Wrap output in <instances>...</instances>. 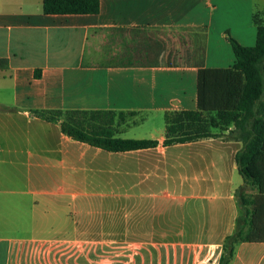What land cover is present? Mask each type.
I'll return each instance as SVG.
<instances>
[{
  "label": "crops",
  "instance_id": "crops-1",
  "mask_svg": "<svg viewBox=\"0 0 264 264\" xmlns=\"http://www.w3.org/2000/svg\"><path fill=\"white\" fill-rule=\"evenodd\" d=\"M98 1L97 15L54 16L42 13V0H0V193L17 195L21 201L22 195L31 198L28 203L0 199V264H216L238 216L234 192L242 180L233 176L239 143L203 139L136 151H173L180 166L175 189L189 192L184 200H196V192L212 190L217 202L182 207L173 237L152 228L142 238H121L113 229H103L107 221L102 211H97L98 217L94 213V223L87 228V208L80 200L86 195L80 190L87 177L86 148L99 149L67 138L58 123L41 120L31 111H112L133 119L142 115V121L157 123L160 135L151 139L161 143L165 114L196 111L198 66L233 65L226 34L241 46H254L252 16L263 11L264 0ZM131 28L168 30L164 32L173 42L182 37L184 45L169 49L165 38H154L155 44L166 43L161 64H150L151 50L144 66L138 64L145 59L143 52L142 59H132L131 67L92 62L102 31ZM244 38L249 44L243 43ZM171 56L177 61L169 63L177 67H163ZM51 134L58 139L53 142ZM24 161L36 169L34 174L16 173ZM192 161L200 165L189 176L186 169L182 172V163L192 168ZM5 165L13 169L7 172ZM29 175L51 180L58 175L68 189L60 186L34 193L4 187L5 181L14 183L23 177L29 184ZM245 193L253 195L255 190L247 188ZM36 194L46 201H36ZM62 196L70 203L62 205ZM52 199L61 202L59 208ZM56 207L68 221L57 229L52 222ZM207 215L210 226L198 220ZM108 222L113 224L112 219ZM8 228L24 235H13ZM230 264H264V242L239 243Z\"/></svg>",
  "mask_w": 264,
  "mask_h": 264
},
{
  "label": "trees",
  "instance_id": "trees-1",
  "mask_svg": "<svg viewBox=\"0 0 264 264\" xmlns=\"http://www.w3.org/2000/svg\"><path fill=\"white\" fill-rule=\"evenodd\" d=\"M98 0H42L44 15H97ZM252 22L256 27L255 44L239 45L229 35L234 63L229 68H205L198 66L196 73V111H182L164 115L165 133L161 143L154 139H124L114 134L115 121L123 120V113L112 111H31L32 115L50 123H58L60 132L67 138L108 153H130L168 147L175 144L215 139L218 135L210 128L227 131L226 141L240 143L234 155L237 174L242 185L234 192L238 216L232 234L226 236L216 264H230L239 243L264 242V10L254 13ZM118 32L168 30L131 28L113 29ZM165 39L168 45H177ZM184 45L183 38L180 37ZM164 41V42H165ZM157 43V44H162ZM145 59L151 47L143 45ZM179 55L180 50L176 49ZM132 59L115 67L134 66ZM163 67H177L166 62ZM39 77V72L35 73ZM229 129V130H228ZM255 190L248 195L245 189ZM211 264V263H207Z\"/></svg>",
  "mask_w": 264,
  "mask_h": 264
},
{
  "label": "rangeland",
  "instance_id": "rangeland-1",
  "mask_svg": "<svg viewBox=\"0 0 264 264\" xmlns=\"http://www.w3.org/2000/svg\"><path fill=\"white\" fill-rule=\"evenodd\" d=\"M262 7L264 10V2ZM157 36H161L162 39H167L166 34L162 32L140 31L134 33L128 31L118 32L113 29L102 31L98 36L99 41L95 43L97 44V48L95 49V58L92 62L98 65L110 66L126 62L127 59H142L143 53L140 48L143 45L150 47L152 45L154 48L151 49L150 64L164 63L165 59L161 58V56L166 47V43L156 45L157 43L155 44L154 40L157 39L154 38ZM169 40L172 39L169 38ZM244 42L249 44L246 38L243 39ZM180 44L181 41L179 40L177 44L179 48ZM167 48L172 49L169 45ZM230 55H232L231 49ZM170 58V60L166 58V62L177 61L176 59L173 60L172 56ZM142 118V115L136 116L134 119L128 115L123 120L117 119L114 126V135L124 139L158 138L160 133L157 130V123L151 119L142 121ZM135 122H137L136 125ZM210 131L218 135L217 138L213 139L217 141L215 142L216 144L226 142L227 131L223 132L222 127L210 128ZM48 137L52 138L51 140L53 142L58 139V135L54 134L48 135ZM85 153V174L87 177L84 187L80 185V190H84L86 195L85 198L80 200L87 208V228L92 227L91 224L94 223V213L96 212V217H98L97 215L100 212L97 211H102V219L107 221L103 222L105 224L103 225V229H113L112 231L117 232L121 238H142L148 233L149 229L159 230V228L160 231L167 234V237H173V234L178 232L179 221L183 217L182 207L217 202L215 200L217 198H213L215 192L212 190L202 193L196 192V200L189 198L184 200L183 196H189V192L175 189V182L180 181V178L175 177L177 172H179L180 166H177L174 162L173 151L166 154L164 151L105 153L103 151L86 148ZM210 163L211 161H209ZM182 165V172L186 169L185 172L190 176L194 171H198L200 163L197 164L195 161L190 162V165H193L192 168L187 167L186 163H182ZM4 168L7 172L13 169L9 165H5ZM154 169L159 172L153 173ZM15 171L17 174L26 175L27 172L34 174L36 169L33 167L29 168L24 161ZM233 177L237 181L241 180L236 172ZM28 180L29 184H27L26 178L24 177L20 181L15 180L14 183L5 181L4 187L15 190L28 188L30 192L34 193L35 191L36 193L47 190L55 191L60 186L68 189V186L63 184V182L65 183V179L58 175L52 180L40 176L35 178L32 175ZM162 194L164 195L162 196ZM17 197V195L0 193V199L4 198L5 201H21ZM20 197L23 203H28L31 199L30 196L22 195ZM33 197L38 202L46 201L44 199L46 197L39 194ZM52 200L54 207L57 205L58 208L61 202H63L62 205L70 203L69 198L65 196L61 197V202H54V199ZM58 208L55 209V214L52 216L55 229L65 227L68 222H64L66 219L63 218L64 216ZM147 213H149L148 216ZM88 219H90L89 222ZM110 219L113 220L111 226V222H108ZM198 220L205 221L207 226L211 224V217L208 215L206 217L200 216ZM148 223H150V226H147ZM7 231L13 233V235H24L22 232L15 233L10 228ZM132 243L145 244L142 242Z\"/></svg>",
  "mask_w": 264,
  "mask_h": 264
}]
</instances>
